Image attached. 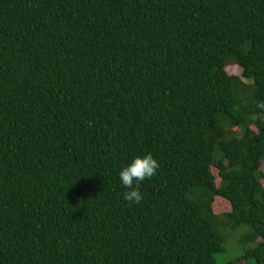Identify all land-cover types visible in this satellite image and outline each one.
Instances as JSON below:
<instances>
[{
  "label": "trees",
  "instance_id": "16d2710c",
  "mask_svg": "<svg viewBox=\"0 0 264 264\" xmlns=\"http://www.w3.org/2000/svg\"><path fill=\"white\" fill-rule=\"evenodd\" d=\"M263 181L264 0H0V264H264Z\"/></svg>",
  "mask_w": 264,
  "mask_h": 264
},
{
  "label": "clouds",
  "instance_id": "9594fccd",
  "mask_svg": "<svg viewBox=\"0 0 264 264\" xmlns=\"http://www.w3.org/2000/svg\"><path fill=\"white\" fill-rule=\"evenodd\" d=\"M159 168V162L150 153L137 156L131 163L122 167L119 178L121 184L127 189L123 193V199L130 205H139L143 199V194L140 191L142 182L156 176Z\"/></svg>",
  "mask_w": 264,
  "mask_h": 264
},
{
  "label": "rangeland",
  "instance_id": "374dc122",
  "mask_svg": "<svg viewBox=\"0 0 264 264\" xmlns=\"http://www.w3.org/2000/svg\"><path fill=\"white\" fill-rule=\"evenodd\" d=\"M227 70H228L229 74H231V75H239L241 73L240 68L237 66H234V65H229L227 67ZM216 183H218V178L216 180ZM262 183L264 185V181ZM221 206L227 207L226 210H229V207L227 206V204H225L221 201H216L214 204V208L216 211L220 210V212H221ZM234 236H235L234 241H232L231 244H230V241L226 243V245H225L226 251L224 252V254L216 257V260L219 264L227 262L235 256L236 250L232 247H235V242L237 241V239H239L240 236L238 233H236Z\"/></svg>",
  "mask_w": 264,
  "mask_h": 264
}]
</instances>
